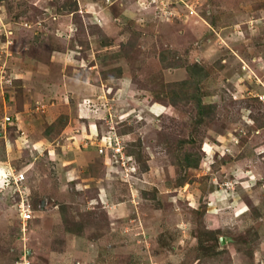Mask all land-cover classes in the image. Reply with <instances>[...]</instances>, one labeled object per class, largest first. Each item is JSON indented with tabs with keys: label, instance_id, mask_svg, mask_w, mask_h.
I'll return each instance as SVG.
<instances>
[{
	"label": "rangeland",
	"instance_id": "obj_1",
	"mask_svg": "<svg viewBox=\"0 0 264 264\" xmlns=\"http://www.w3.org/2000/svg\"><path fill=\"white\" fill-rule=\"evenodd\" d=\"M1 79L0 264H264V0H0Z\"/></svg>",
	"mask_w": 264,
	"mask_h": 264
},
{
	"label": "built area",
	"instance_id": "obj_2",
	"mask_svg": "<svg viewBox=\"0 0 264 264\" xmlns=\"http://www.w3.org/2000/svg\"><path fill=\"white\" fill-rule=\"evenodd\" d=\"M4 80V81H3ZM0 80V88L3 87L4 83L8 81V79ZM18 120V117L14 115H7L5 117L6 123H13ZM105 138H107L105 136ZM115 143L119 144V139L115 136ZM104 151V148H101V152ZM120 151V148L117 149L116 153ZM28 180L27 170L26 169H17L13 167L11 164L7 169L0 170V188L3 190H12L13 196L15 198V207L19 212L21 219V229L22 233L27 234L29 223L35 217V211L31 195L30 189L26 184ZM23 235V239L25 237ZM13 264H32L31 253L29 250L24 249L21 256L13 263Z\"/></svg>",
	"mask_w": 264,
	"mask_h": 264
},
{
	"label": "water",
	"instance_id": "obj_3",
	"mask_svg": "<svg viewBox=\"0 0 264 264\" xmlns=\"http://www.w3.org/2000/svg\"><path fill=\"white\" fill-rule=\"evenodd\" d=\"M222 243H226V241H225V238H224V237H222Z\"/></svg>",
	"mask_w": 264,
	"mask_h": 264
},
{
	"label": "trees",
	"instance_id": "obj_4",
	"mask_svg": "<svg viewBox=\"0 0 264 264\" xmlns=\"http://www.w3.org/2000/svg\"><path fill=\"white\" fill-rule=\"evenodd\" d=\"M200 103H201V101H200ZM200 105H201V104H200ZM200 108H203V109H204V108H205V106H202V105H201V106H200Z\"/></svg>",
	"mask_w": 264,
	"mask_h": 264
}]
</instances>
